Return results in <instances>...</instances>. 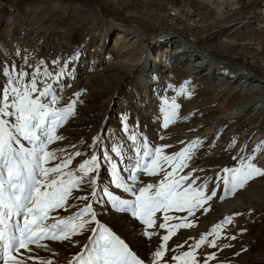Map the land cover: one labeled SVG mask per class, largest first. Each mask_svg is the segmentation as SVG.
<instances>
[{
  "label": "rangeland",
  "instance_id": "374dc122",
  "mask_svg": "<svg viewBox=\"0 0 264 264\" xmlns=\"http://www.w3.org/2000/svg\"><path fill=\"white\" fill-rule=\"evenodd\" d=\"M55 1L0 0V60L2 61H0V94L2 97L3 88L9 87L10 79L12 81L11 87L18 88L21 94H23L25 88L31 87V82L35 79L37 91L32 92L30 98L36 99L39 97L41 103L47 104L49 109L61 112L75 101L74 112L66 120L54 124L53 118L49 116L45 121V128L51 130L54 127L55 136L60 138L47 143L45 150L54 153L55 157L47 160L43 167L54 168L60 165V174L51 173L50 178L68 180L69 176L67 174L72 173L71 179L79 181L78 185L72 188L68 203L62 208L51 211L46 224L73 217V223L83 224V227H78L74 234H70L69 239L53 240L45 238L39 240V243L45 244L43 245V248H45L46 245L57 244L63 246V244L67 245L68 243L78 247L84 238H86V242L79 251L78 249L74 251L67 250L64 251V254L62 253L63 255L46 248L41 250V246L37 247L36 243H29L27 249L21 248V252L13 254L17 256L25 255L26 260H22L23 264H67V260H70L69 264H78V257L91 255V250L96 247L95 241L100 238L104 229H108L116 236L125 237L126 244L144 261V264H264V258L253 260V256L258 251H264V196L261 201L256 197H249L245 200V204H248V206L246 209L244 207L243 211L245 212L243 214L238 211L239 209L235 211L232 207L237 197L242 196L245 199L247 194H250L249 191L259 188V183L264 179V176H255L243 188H236L233 191L230 182L232 174L226 172L227 176L223 178L221 193L231 199L230 203L223 206L230 213L217 224L225 222L226 218H231V222L222 223V227L215 233L212 231L214 227L211 231H205L207 240H215L216 247H211L205 242L197 248L195 245L204 232L202 234L197 232L186 233V231L199 224L200 219L197 220L196 217L202 214L201 209L204 206L203 196L199 197V200H201L200 208L193 206L196 203L193 193L201 192L204 195L208 186H211L214 193L218 190L220 179L217 176L214 177L213 173L218 169H240L249 162L251 157H255L251 160V163L257 167L260 166L257 159L264 152V148L260 151H254V148L256 149L258 145L264 143V138L259 140L256 147L249 149L246 146L243 148L229 146L223 143V139L220 137L224 133L228 134V131L235 126L236 135L243 134L253 125L260 110L254 111V113L245 117L234 119L231 123L225 125L221 123L222 119L219 117L222 107H218L216 96L210 95L208 99V102H210L209 111L206 113L203 108L206 102L202 99L203 95L200 91L209 90L208 86H215L214 88H217L221 93H231L225 98L226 103L231 101V103H236L237 99L233 96L232 86H225V84L229 81L227 77L231 78L232 82L235 80L244 81V76L238 73V68H244V64H248V61L260 62L259 66L255 67L264 80V67H262L264 64L261 63H264V0L228 2L223 12L217 11L211 5L200 0H90L97 2L96 4L99 8H102L101 10L105 15L99 9L98 11L97 9L95 11L91 10V8L96 7L86 1L85 3L82 1L85 6L78 3V8L72 7L76 5L75 3L78 0H75V2L72 0L64 1L63 7L56 5ZM50 2L52 5H50ZM54 3L55 5H53ZM86 3L89 6H86ZM38 7H42L39 14H37ZM72 9H74L75 21L69 20ZM183 11L186 16H183ZM106 16H109L118 24L122 22L138 23L150 36H170L181 40L185 38L187 42L193 44L188 43L186 48L193 50L196 49L193 47L196 45L203 54L212 55L215 53L226 59L224 60L226 65H224L225 67L218 65V68H213L214 75L207 74L206 70H203V73L213 77H209V80L206 77L203 78V82L206 83L202 86L199 84V78L193 85V77H184L187 69H168V73H170L168 82L156 80L158 78V66L161 67L159 63L155 67L151 64L152 67H150L154 72L150 75L149 81H142L138 77L136 80L134 76L140 74L139 71H136L133 79L128 80L126 89L121 88L120 92L116 94L115 102H112L108 107L107 117L104 119L105 122L101 129L102 134L99 138L97 137L100 144L97 159L102 161V164L99 167V180H96L93 171L85 175L79 169L81 163L79 158L83 157L88 150L78 151L80 155L68 157L64 151L71 144V141L74 145H77V142H84L90 149L91 143L89 142L92 139L89 137V141L86 134L89 129L99 125L100 121L99 118L92 119L93 113L95 110H99L101 101L113 92L114 87L119 85V76L123 74V71H119L120 69L101 73L100 77L108 83L104 86L99 83L98 86L95 85L98 91H94L92 95L88 93L91 87H86L83 81L93 71L95 74L98 71L100 72L105 63L109 61L108 48L111 41L109 40L103 44L102 40L104 31L108 29V25L104 21ZM44 17L52 18V21L44 22ZM176 18L177 20H172ZM7 22L13 29L8 36L5 33ZM32 26L46 28L48 32L43 34ZM19 27L25 28V32H31L30 34L27 33L28 37L25 39L19 38L17 34ZM32 31H37L38 36L33 35ZM109 32L111 39L114 38L116 31L113 29ZM39 34L42 35L38 41ZM193 37L196 39L192 41ZM165 41L162 43H165ZM6 44L13 48L12 52L7 51ZM172 44L173 49L179 48L181 45L178 41ZM157 45H151L153 51ZM149 57L148 53L145 54L142 60L143 63ZM110 58L113 59L114 57ZM167 59H170V57ZM176 60L178 64L184 65V62H189L190 58L185 55L175 56L173 62H176ZM37 69H39V73H37ZM5 71L10 75H5ZM46 72L51 73V75H45ZM232 82L231 84H233ZM135 83L140 88L144 87L146 90L144 91L145 97L148 98L149 102L154 104L163 103L160 113L165 114L162 111L164 108L173 111L171 107L173 100L179 106L174 110L176 115L174 120L171 118L173 121L167 127L162 126L157 141L154 140V135L150 133L148 124L154 118L150 116L149 118L142 117L140 110L133 117L132 108L119 112L116 100L120 99L119 96L125 95L127 90L133 92ZM49 86V94L41 97L40 92ZM71 87L74 90L67 91ZM66 92L68 93L65 100L62 96ZM77 94L79 95L77 96ZM13 98H15L14 94L10 93L9 104L12 103ZM165 100L168 101L167 105L164 103ZM79 105H85L88 108L87 111H91L87 116V119H90V125L83 126L84 128L82 127L83 129L81 128L82 130L78 133L72 132L69 134L66 130L69 127L73 128L72 123L75 122L73 116H75ZM9 112H15V109L10 107ZM85 116L86 114L82 115V118ZM204 118H208L211 122L215 120L216 125L220 121L219 130L221 133L209 142L212 144L211 148L204 147L205 144L196 136L189 143L174 149L175 142L170 138L176 136L172 133L171 126L176 124L178 128H190L197 121ZM0 120L7 121L6 130L11 131L19 141V143L13 141V147L19 150L22 144L24 149H32L33 144L25 140L16 131L14 127L16 123L15 115H3V119L0 118ZM162 124L164 125V122ZM260 128L261 126L252 127L250 130L256 132ZM40 132L41 130L38 129L37 135H40ZM114 132L116 133L114 134L115 138L112 135ZM133 136L136 137L135 140L132 139ZM107 139L109 141L114 139L116 143L121 145L128 143V146H119L117 150H112ZM143 141H146V143L142 144ZM157 148L161 149V156L174 157L175 154L184 150H187V155L182 161L180 159H175L172 163L161 161L160 166L156 167L152 165V160ZM146 151L150 152L151 155L145 156ZM69 157H71V163L64 167V161H67ZM119 159L122 163H118ZM86 160H90V156L84 158L82 163ZM181 163L185 166L176 167ZM148 166L154 168L155 174H150L149 171L145 170ZM259 168L264 169V166ZM245 170L247 169L245 168ZM168 173H173V175L169 176ZM132 175L136 176L135 181L131 179ZM117 177H122L121 182L125 185L132 186L136 195H139L140 188L149 184L153 185L148 193L152 195L161 185V182L167 184L173 180H180L181 177H187L188 179L181 181L177 191L185 192V190H188V197L186 200L180 201V207L162 208L157 211L151 217L154 224L150 228L148 225L143 224L138 217L132 215L131 208L120 210L121 207L127 206L119 205L114 198L131 202L135 201L136 195H133V192L125 191L122 187H118L117 183L114 182ZM40 179L43 180L44 177L41 176ZM93 180L96 183V187L93 189L95 195L90 194V197V195L88 196V187L93 184L91 182ZM106 193H111V195ZM78 197H88V199L83 200L78 199ZM88 206L91 207V212L82 211ZM207 212H210L208 206L204 214H207ZM98 216H101L104 220H99ZM8 223L13 225L19 223L23 226V215H14ZM161 224H164L165 227H159ZM181 224L194 226L175 227ZM229 224L230 227H228ZM2 227L0 225V228ZM144 232L155 233V235L149 238L143 235ZM170 233H172L170 238L164 241L163 237L169 236ZM209 233L212 234L209 235ZM15 234L20 236L19 231ZM58 235L60 234L58 233ZM232 237L235 238L232 239ZM162 244L164 245L162 249L164 256L156 260L153 253ZM200 250L202 252H199ZM185 252H191L192 256L180 260L171 259L172 256H182ZM213 254L215 258L209 259ZM17 259L20 260V258Z\"/></svg>",
  "mask_w": 264,
  "mask_h": 264
},
{
  "label": "snow or ice",
  "instance_id": "6c2138e0",
  "mask_svg": "<svg viewBox=\"0 0 264 264\" xmlns=\"http://www.w3.org/2000/svg\"><path fill=\"white\" fill-rule=\"evenodd\" d=\"M37 73H39V69H37ZM4 74L10 75L6 71ZM45 75H51V73L46 72ZM11 84L12 81L10 79L9 87L3 88V96L0 97V115H15L16 123L14 127L16 131L25 140L31 142L33 147L31 150L24 149L22 144L19 150L13 147L12 142L16 141V143H19V141L11 131L6 130L7 121L0 120V225L3 226L0 228V262L2 264H23L13 253H19L21 248L27 249L29 243L38 244L41 239H69L70 234H74L78 227H83V224H74L73 217L46 224L51 211L62 208L68 203L71 190L78 185L79 181L71 179L72 173L67 174L69 176L68 180L50 178L51 173L60 174V165L54 168L43 167V164L47 160L55 157L54 153L45 150L47 143H51L53 139L60 138L55 136L54 127L51 130L45 128V121L49 116L53 118L54 124H59L60 121L66 120L74 112L75 101L69 104L66 109L57 112L49 109L47 104L41 103L39 97L36 99L30 98L31 93L37 91L35 79L32 80L30 88L24 89L23 94H21L18 88L11 87ZM49 91L50 86L41 91L40 96H47ZM10 93L14 94L15 97L12 99L11 104L8 103ZM164 103L167 105L168 101L165 100ZM10 107L14 108L15 112H9ZM171 107L173 109L171 113L168 112L167 108L162 109L165 112V127L171 122V117L175 115L174 110L179 106L173 100ZM38 129L41 130L40 135H37ZM132 139L135 140L136 137L133 136ZM193 143L195 144L196 142ZM262 148H264V143L258 145L254 151H260ZM160 153L161 149L157 148L152 160L153 166L159 167L161 161L168 163H172L175 159L182 161L187 155V150L175 154L174 157L161 156ZM75 155H80V153L77 152ZM144 155L148 156L151 153L146 151ZM253 159L255 157L249 158V162L240 169H224L225 172L232 174L230 182L233 191L236 188H243L255 176H264V169L251 163ZM69 163H71V157L67 161H64V167H67ZM183 166L185 165L182 163L176 165V167ZM96 168L97 158L95 156L80 164V171L84 172L85 175ZM145 170L149 171L150 174H155L152 166H148ZM168 175L171 176L173 173H168ZM41 176L44 177L43 180L40 179ZM122 179V177H117V180L114 182L117 183L118 187H122L125 191L133 192V195H136L133 187L122 183ZM131 179L135 181L136 176L132 175ZM186 179L188 178L181 177L180 180H173L167 184L161 182V185L152 195L148 193L153 188V185L149 184L142 187L139 189V195H136L135 201L114 199L119 205L127 206L121 207L120 210L123 211L131 208L132 215L138 217L143 224L151 228L154 224L151 217L157 211L162 208L180 207V201L187 199L188 190H185V192L177 191L181 181ZM91 182L95 183L94 180ZM106 194L111 195V193ZM211 195H215V193L213 192ZM201 196H203L201 192L193 193V197L196 200L193 206H200L199 197ZM78 199L87 200L88 197H78ZM208 199H211V196H208ZM82 211L91 212V207L88 206ZM14 215H23V226L19 223L14 225L8 223ZM230 222L231 218H226L225 222L222 223ZM190 226L188 224H181L175 227ZM159 227L164 228L165 225L161 224ZM221 227V224L215 225L212 230L213 233L217 232ZM16 231L20 232V236L15 234ZM171 234L164 236L163 240L167 241ZM211 234L209 233V235ZM143 235L151 238L155 233L144 232ZM234 238L232 237V239ZM206 239V236L202 235L195 247H200L206 242ZM207 242L209 246L216 247L215 240ZM95 244L96 247L91 250V255L87 257L81 255L78 257V264H144V261L129 248L128 244L108 229H104V232L101 233L100 238L95 241ZM163 248L164 245L162 244L153 253L156 260L164 256ZM190 256H192L191 252H185L182 256H172L171 259L180 260ZM214 258V254L209 257V259Z\"/></svg>",
  "mask_w": 264,
  "mask_h": 264
},
{
  "label": "bare ground",
  "instance_id": "6f19581e",
  "mask_svg": "<svg viewBox=\"0 0 264 264\" xmlns=\"http://www.w3.org/2000/svg\"><path fill=\"white\" fill-rule=\"evenodd\" d=\"M64 1H70V0H56L55 2L57 3L56 5L63 7ZM72 1L75 2V0H72ZM82 1L84 3L86 1L90 4H93L96 7V8H91V10H93V11H95L96 9H97V11H98V9L101 10V8L98 7V4H96L90 0H78L75 3L76 5H74L72 7L78 8V3H81L83 6L84 3ZM200 1H203V2L211 5L212 7H214L219 12H223V10L226 6V3L234 2V1L237 2L238 0H200ZM50 5H52L51 2H50ZM53 5H55V3ZM86 6H89V5L86 3ZM41 8L42 7H38V13L37 14H39V10H41ZM73 11H74V9H72V14L70 15L71 16V18L69 19L70 21H75L74 20L75 16H74ZM101 13H103V15H105L102 10H101ZM51 19L44 17V22H46L48 20H49V22H51L52 21ZM104 19H105L104 21L108 25V29H107V31L106 30L104 31L102 40H103V44H105V42H107L109 40L111 41L110 46L108 48L109 49V55H108L109 58L106 57L109 59V61L107 60L108 63H105L104 67H102L100 72L97 70L98 73L96 72V74H95L93 71V73L89 74L83 81H84L86 87H91L88 90V93L90 95H92L94 93V91H96V92L98 91L97 87H95V85L98 86V83H99L101 86H104V84L108 83L106 80H103L100 77L101 73H104L106 71L110 72L114 69H120L119 71H123V74L119 76V85L117 87H114L113 92L110 93L105 99H103L101 101L102 108L100 106L99 110L98 111L95 110V112L93 113L92 119L99 118L100 121H99V125L94 126L91 129H89V131L86 134L88 137V140H89V137L92 139V141L89 142V143H91L90 149H88V145L84 142H82V143L77 142V145H74L73 142L71 141V144H69L67 146L66 150L64 151L67 153V157H68V156H74L78 151L84 152L85 150H88L87 153H85L83 155V157L79 158L81 160L80 164H82V161L87 156L88 157L90 156V159L92 156H95L97 158V155L99 154V150H100V144L98 142L97 137L99 138V136H101V134H102L101 129H102V126L104 125V122H105L104 119L107 117L106 113L108 111V107L112 102H115V97H116V94L118 92H120L119 90L123 87L124 88L127 87L126 84L128 83V80L133 79V75L135 74L136 71L137 72L139 71L138 73H140L138 75L136 74L137 75L136 77L134 76V78H136V80L138 77V79H140L142 81H147V80L149 81L150 75L153 74V72H154L151 68L152 67L151 64L155 67V65H157L159 63L161 65V67L158 66L159 71L157 72L158 78L156 80H159L162 82H168L170 79V73H168V69H171V68L172 69L173 68L174 69L180 68V70L187 69V73L184 75V77H189V76L193 77V85H194V82H196V80L199 78L200 79L199 84H201V86H202L203 84L205 85V83H206V82H203V80H202L203 78L206 77L209 80V77H213V76H209L207 74L211 75V74H213V71L215 68H218L219 66L226 65V63L224 62V60H226V59L216 55L215 53H213L212 55L211 54L206 55L205 53L203 54V52L201 53V50L198 49L196 47V45L193 46L194 48H196L193 50L191 48H186L188 46L187 44L189 43V41L187 42V40H185V39H182V40L180 38L174 39V37L173 38L170 36L169 37L168 36L163 37L162 35L150 36L148 33H146L144 31V29L138 23L133 24V23H123L122 22V23L118 24V23H115V21H113L112 18H110L109 16H106V18H104ZM42 21H43V19H42ZM32 27L36 28L37 31L39 30V32H41L43 34L48 32V30L46 28H43V27H41V28L38 26H32ZM24 29H23V27H19L17 29V34H18L19 38L22 37L23 39H25L26 37H28L27 33H29V34L31 33L30 31L25 32ZM109 29H111V30L114 29V31H116V33L114 34V38H112V39H111L110 32H109L111 30H109ZM12 31H13L12 26L9 24V22H7V25L5 28L6 35L7 36L10 35L12 33ZM37 31H32L33 35L38 36ZM41 35L42 34H39V37L37 38L38 41L41 39V37H40ZM164 40H166L165 43H162ZM169 41H171V42L168 43ZM176 41L180 42L181 45L179 48L173 49L172 43L176 42ZM155 44H158V45L156 46V48H154V51H153V49H152L153 47L151 45H155ZM189 44L193 45L191 43H189ZM190 47H192V46H190ZM5 48H7V51L10 50V52H12V50H13V48L11 46H9L8 44L5 45ZM169 48H170V50H169ZM147 53H148V55H150V57L148 58V60L144 61V63H143V61H142L143 56ZM168 53H169V56H168ZM184 55L186 57L188 56L190 58L189 62H186V63L184 62V65L178 64L177 60H176V62H173L175 56H184ZM110 57H114V58L112 59ZM168 57H170V59H167ZM148 62H149V64H148ZM249 66L252 67L251 65H249ZM250 67H248L247 64H244V68H242V67L238 68V73L243 74L244 81L235 80L232 82L231 78L227 77V79H229V81H228V83L225 84V86H228V85L232 86V91H234L233 96L237 99L236 103H231L232 101L230 102L231 104L226 103L225 98L228 95H230L231 93L230 92H228L227 94H224V92L221 93L218 91L217 88H214L215 86L211 87V86L207 85L209 90H201L200 92L203 95L202 99H204V101L206 102L205 106L203 107L204 112H206V113L209 111L210 102H208V99H209L210 95L212 96V94H213L216 96L217 104H219L218 107L219 108L222 107L220 109L221 115L219 117L222 119L221 123H223L225 125H227L228 123H231L234 119L245 117L251 113H254V111L260 110V113L256 117L253 125L250 126L248 128V130L243 132V134L236 135V132H235L236 126H235V127H232L228 131V134L224 133L220 136L223 139V143H225L229 146L239 147V148H243L246 146L247 148L252 149V148L256 147L257 144H259L260 139L264 138V80L260 74L255 72L254 69H257L256 67L253 66L252 67L253 69ZM203 70H206L207 74L203 73ZM163 73H165V74H163ZM107 75H109V74H107ZM159 75H160V77H159ZM221 79H219V80L221 81ZM231 82L233 84H231ZM64 86H66V85L64 84ZM207 86H205V87H207ZM73 90H74L73 87H71L67 91H73ZM144 91H146L144 89V87L140 88V86L135 83L133 92H131L130 90H127V92L125 93L126 96L125 95L119 96L120 99L116 100V104L118 105V109H119L120 113L127 108L128 109L132 108V111L134 112L133 117H135V114H137V111L140 110L142 117H144V118L148 117L149 118V116H150L151 118H154V120L150 121L148 124H149L150 133L152 135H154L153 136L154 140L157 141L159 139V134H160V131L162 130V126H164L162 124V122H164L165 114L160 113L161 108H163V103L154 104L153 102L152 103L149 102L148 98L145 97ZM141 92H142V94H141ZM67 93L68 92H66L62 96L63 99H65V100L67 99ZM0 97H1V94H0ZM87 109L88 108L85 107V105H79L78 106V108L76 109L77 112L75 113V116H73V120L75 121L74 123H72L73 128L69 127L68 130H66V132H68L69 134L72 132L78 133L84 127L90 125V122H89L90 119L89 118L87 119V116L89 115V113L91 111L88 112ZM168 112L171 113L172 110H168ZM85 114H86V116L84 118H82V115H85ZM175 116L176 115L172 116L171 118H173V120H174ZM0 118L3 119V115H0ZM120 118L121 117L119 116V119ZM173 120L171 119V122ZM77 121H78V123H77ZM199 121H197L195 124H193L190 128H178L176 126V124L171 126V129L173 130L172 133H174L176 136L174 138H170V139L174 140V142H175L174 149H178L180 145H185V144L189 143L196 136L199 137V139H201V141L205 144L204 147H210L211 148L212 144L209 142L212 141L213 138H216L221 133V131L219 130V128H220L219 122L220 121L218 122L217 125L215 124V120L213 122H211V121H209L208 118H204V119L199 120ZM259 126H261V128L256 132L250 130L252 127H259ZM215 127H217V128H215ZM114 134H116V133L114 132L112 135H114ZM113 137L115 138V135ZM107 140H108L109 145H110L112 150H115V149L117 150L119 148V146H123V147L128 146V143L121 145V144L116 143V141H114V139H110V141H109V139H107ZM145 143H146V141L142 142V144H145ZM119 160L120 161H118V163H122L121 159H119ZM257 160L259 161V164H260L259 167L264 166V152L258 157ZM101 164H102V161H99L97 159V168L95 170H93V176H94V179H96V180L99 178V167H101ZM213 174H214V177L217 176L220 179V181H218V190L216 191L215 195H211L213 193V190H211V186L207 187V191L203 195L204 206L201 209L202 214H200L198 217H196L197 220L200 219L199 224L196 225V227L192 228L191 230L186 231L187 234H192L193 232H197V233L202 234L204 232L203 235L205 236V233L207 231H211L212 228L215 226V224L220 223L223 220L222 218L228 216V214L230 213V211H227L226 207H223V206H225V204H227V203H230L231 199L227 198L225 195H222V193H221L222 187H223L222 183L224 182L223 178L225 176H227V174L223 169H218ZM259 184H260V187L249 191L250 194H247V197L245 199H243L244 197H242V196H239V197L235 196L237 198L235 199V202H234L235 204L232 206L233 210L236 211L239 209L238 211H240L243 214L245 212V211H243L244 207L246 209V207L248 206V204H245L246 203L245 200H247L249 197L250 198L256 197L261 201L263 196H264V179L261 180ZM95 187H96V183H93L92 185H90L88 187V191H89L88 196L90 194L91 195L93 194V192H94L93 189ZM91 195H90V197H91ZM208 196H211V199H208ZM199 201L201 203V200H199ZM207 206H208V208H210V212H207V214H204L206 212ZM198 207L200 208V206H198ZM253 207L255 208L256 206L254 205ZM69 212H71V211H69ZM216 213H218V214H216ZM98 219L102 220V221L104 220V218H102L101 216L100 217L98 216ZM116 219H118V218H116ZM14 224H16V223H14ZM193 226L194 225H192L190 227H193ZM228 227H230V224L228 225ZM221 231H222V229H221ZM117 236H119L120 239H122L125 242V239H124L125 237L123 238L120 235H117ZM207 239H206V242L208 241ZM85 242H86V238L83 239L82 243L78 247L73 246L71 243H68L67 245L63 244V246H59L57 244H54L51 246L46 245L44 247L47 250L49 249L51 251L64 254V251H67V250L74 251V250L78 249V251H79L80 248H83ZM35 245H37V247L39 245H42L41 250L45 249V248H43V245H45V244H42V243L40 244L38 242V244L36 243ZM207 245H209L208 242H207ZM201 250L199 252H202ZM61 254H59V255L61 256ZM203 254H205V253L203 252ZM24 256L25 255L21 254L20 256H17V258H20L21 261L23 259L26 260L24 258ZM262 258H264V251H258V253H256L253 256V260H260ZM69 263H70V260H67V264H69Z\"/></svg>",
  "mask_w": 264,
  "mask_h": 264
},
{
  "label": "built area",
  "instance_id": "2783aa9c",
  "mask_svg": "<svg viewBox=\"0 0 264 264\" xmlns=\"http://www.w3.org/2000/svg\"><path fill=\"white\" fill-rule=\"evenodd\" d=\"M182 14H183V16H186V15L184 14V11H183ZM182 14H181V15H182ZM172 20H177V18H176V19H172ZM194 37H195V36H194ZM194 37H193L192 39H191V38H190V39L193 41V40L196 39V38H194ZM248 63H249V65H251L252 67H253V66L255 67V66H257V65L259 66V63H260V62L248 61ZM261 63L264 64L263 62H261ZM262 67H264V66H262Z\"/></svg>",
  "mask_w": 264,
  "mask_h": 264
},
{
  "label": "trees",
  "instance_id": "16d2710c",
  "mask_svg": "<svg viewBox=\"0 0 264 264\" xmlns=\"http://www.w3.org/2000/svg\"><path fill=\"white\" fill-rule=\"evenodd\" d=\"M182 37H183V36H182ZM183 38H184V37H183ZM184 39H185V38H184ZM185 40H187V39H185ZM200 48H201V47H200ZM246 64H247V63H246ZM247 66L250 67L249 64H247ZM250 68H252V67H250ZM252 69H253V68H252ZM254 70H255L256 73H259V72L257 71V69H254Z\"/></svg>",
  "mask_w": 264,
  "mask_h": 264
},
{
  "label": "water",
  "instance_id": "95a60500",
  "mask_svg": "<svg viewBox=\"0 0 264 264\" xmlns=\"http://www.w3.org/2000/svg\"><path fill=\"white\" fill-rule=\"evenodd\" d=\"M94 3H97V2H95V1H93ZM102 9V8H101ZM103 11V10H102Z\"/></svg>",
  "mask_w": 264,
  "mask_h": 264
}]
</instances>
